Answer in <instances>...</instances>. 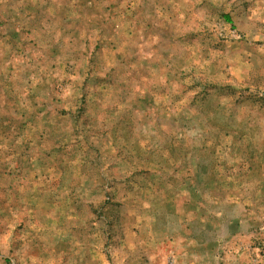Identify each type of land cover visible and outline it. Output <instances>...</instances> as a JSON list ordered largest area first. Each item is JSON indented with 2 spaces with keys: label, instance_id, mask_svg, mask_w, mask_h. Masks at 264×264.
I'll return each mask as SVG.
<instances>
[{
  "label": "rangeland",
  "instance_id": "1",
  "mask_svg": "<svg viewBox=\"0 0 264 264\" xmlns=\"http://www.w3.org/2000/svg\"><path fill=\"white\" fill-rule=\"evenodd\" d=\"M179 1L0 0V264H264V0Z\"/></svg>",
  "mask_w": 264,
  "mask_h": 264
},
{
  "label": "crops",
  "instance_id": "2",
  "mask_svg": "<svg viewBox=\"0 0 264 264\" xmlns=\"http://www.w3.org/2000/svg\"><path fill=\"white\" fill-rule=\"evenodd\" d=\"M177 2H179V4H177ZM189 2H191L190 0H188V4H187V10L188 11H190V5H189ZM173 8H179V7H181V5H180V1L179 0H173ZM147 8H148V6H147ZM157 8V7H156ZM191 10H194V12L196 11V9H191ZM224 19L226 20V21H230V17L229 16H225L224 17ZM40 135V134H39ZM23 147V146H22ZM15 148H21V146L18 144V145H16L15 146ZM20 166L21 167H23V169H29V165H30V163L29 162H27V161H25V159H23V157L22 156H20Z\"/></svg>",
  "mask_w": 264,
  "mask_h": 264
}]
</instances>
